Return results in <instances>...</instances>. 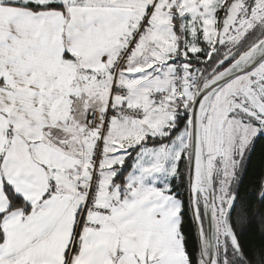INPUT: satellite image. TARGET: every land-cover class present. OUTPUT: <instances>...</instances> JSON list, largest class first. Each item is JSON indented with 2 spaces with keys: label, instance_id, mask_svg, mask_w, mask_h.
Returning <instances> with one entry per match:
<instances>
[{
  "label": "snow or ice",
  "instance_id": "1",
  "mask_svg": "<svg viewBox=\"0 0 264 264\" xmlns=\"http://www.w3.org/2000/svg\"><path fill=\"white\" fill-rule=\"evenodd\" d=\"M261 141L264 0H0V264H264Z\"/></svg>",
  "mask_w": 264,
  "mask_h": 264
},
{
  "label": "trees",
  "instance_id": "2",
  "mask_svg": "<svg viewBox=\"0 0 264 264\" xmlns=\"http://www.w3.org/2000/svg\"><path fill=\"white\" fill-rule=\"evenodd\" d=\"M262 171H264V141L257 143L256 149L251 154L248 162L247 171L242 176V182L239 185V191L242 198H249L253 191L255 181L258 179ZM246 239H258V235H249Z\"/></svg>",
  "mask_w": 264,
  "mask_h": 264
}]
</instances>
